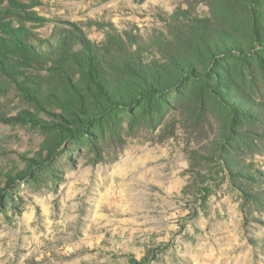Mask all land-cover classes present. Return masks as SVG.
Here are the masks:
<instances>
[{
    "label": "rangeland",
    "instance_id": "374dc122",
    "mask_svg": "<svg viewBox=\"0 0 264 264\" xmlns=\"http://www.w3.org/2000/svg\"><path fill=\"white\" fill-rule=\"evenodd\" d=\"M17 20L45 97L0 87V264H264V0H0V35ZM111 26L165 92L61 140L95 91L57 39Z\"/></svg>",
    "mask_w": 264,
    "mask_h": 264
},
{
    "label": "trees",
    "instance_id": "16d2710c",
    "mask_svg": "<svg viewBox=\"0 0 264 264\" xmlns=\"http://www.w3.org/2000/svg\"><path fill=\"white\" fill-rule=\"evenodd\" d=\"M18 24L4 23L3 33L0 35V87L8 80H13L19 84L25 96L35 99L39 102L45 96L43 95V85L39 82H30L25 79L32 78V69L39 64L43 57V49L38 45H32L29 41L31 32L26 23L22 20ZM103 25V24H102ZM103 26H108L107 24ZM110 27V26H109ZM109 32L110 47L97 48L91 45V42L82 33H67L58 37L59 51L72 55L80 66L84 81L92 84L95 91V105L97 110H93V105L89 104L87 95L82 93L78 86H74V91L78 98L81 111V118L76 116L72 119L70 125L62 122L47 127L57 130L58 137L63 140L68 136H74L81 127L88 124L99 125L104 115L111 109L131 110L136 106L147 105L150 110L157 108L159 100L165 92V85L160 82L149 81L145 78L144 66H141L139 60L130 55L124 40L119 34H116L115 28ZM197 39L202 45L209 46L208 40L197 34ZM77 44L82 45L81 50H74ZM238 46V45H237ZM115 49L119 55L113 52ZM226 52H240L233 43H226ZM109 54V55H108ZM210 57L214 60L218 52L210 49ZM116 55V56H115ZM174 63L181 69H185L184 62L178 57H172ZM108 66L113 69L114 74L111 77L115 80V72L125 75L124 90H114L111 86L113 80L108 77ZM109 78V80H108ZM58 126V127H57ZM131 264H138L135 259Z\"/></svg>",
    "mask_w": 264,
    "mask_h": 264
}]
</instances>
